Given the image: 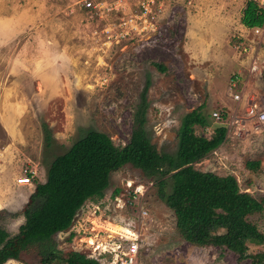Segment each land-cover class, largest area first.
Wrapping results in <instances>:
<instances>
[{
    "label": "rangeland",
    "instance_id": "1",
    "mask_svg": "<svg viewBox=\"0 0 264 264\" xmlns=\"http://www.w3.org/2000/svg\"><path fill=\"white\" fill-rule=\"evenodd\" d=\"M85 1L0 0L3 225L17 232L36 183L88 131L106 133L117 147L126 144L142 103L143 127L159 152L176 153L182 117L192 109L211 121L195 126L198 135L209 137L214 126L226 125L224 141L194 168L232 174L241 190L264 195V120L246 111L251 103L264 111V27L255 32L241 24L246 0H154L145 21V0H92L102 3L95 7ZM256 1L264 8V0ZM250 159L259 160L258 170L247 168ZM21 176L30 186H18ZM137 183L144 192L134 198ZM172 183L166 178L167 191ZM250 219L264 232V211ZM113 225L138 235L136 264H248L241 251L260 249L246 241L236 248L185 241L154 180L126 165L111 172L101 197L85 201L69 230L54 235L56 247L121 264L127 240ZM95 239L119 241L121 248L98 253ZM36 248L4 264H40Z\"/></svg>",
    "mask_w": 264,
    "mask_h": 264
},
{
    "label": "trees",
    "instance_id": "2",
    "mask_svg": "<svg viewBox=\"0 0 264 264\" xmlns=\"http://www.w3.org/2000/svg\"><path fill=\"white\" fill-rule=\"evenodd\" d=\"M240 22L247 28L262 26L264 8L256 0H246ZM157 66L164 70V66ZM146 92L147 87L141 92L143 102ZM143 106L144 103L123 146H115L104 132L90 130L57 155L48 167L46 180L37 182L29 195L21 211L24 222L17 232L11 233L3 225L0 210V264L21 260V255L35 246L40 264H102L77 250L60 251L54 235L69 230L85 201L101 197L111 172L125 165L154 180L159 198L173 211L185 241L196 246L228 248H236L244 241L258 244L260 249L255 252L244 248L240 259L248 258V264H264V232L250 219L264 211V195L255 197L241 190L232 174L219 175L193 166L224 141L226 125L214 126L209 137L198 135L195 126H210L211 121L200 110L192 109L182 117L176 153H163L150 142L143 127ZM220 117L225 115L221 113ZM259 164V160L246 162L247 168L254 171ZM169 177L173 183L167 191L165 180ZM219 232L222 236H217Z\"/></svg>",
    "mask_w": 264,
    "mask_h": 264
},
{
    "label": "built area",
    "instance_id": "3",
    "mask_svg": "<svg viewBox=\"0 0 264 264\" xmlns=\"http://www.w3.org/2000/svg\"><path fill=\"white\" fill-rule=\"evenodd\" d=\"M154 2V0H145L142 2V12H141V17H145L144 21L147 20V16L150 14L151 12V4ZM102 3L97 2L96 4H93L92 0H86L85 1V5L87 7H95V6H99ZM147 17V18H146ZM151 20H150V24H151ZM264 24L260 27H254L253 30L255 32H258L260 28H263ZM262 31L264 32V29H262ZM236 99H239V95H235ZM247 113L251 116L256 117L257 120H264V111H260L258 109V105L251 103L249 105V107H247ZM214 116L218 117L217 112L213 113ZM17 184L18 186H29L31 184V180L29 177L27 176H21L19 178H17ZM132 186V185H131ZM144 189V185L143 184H139L137 183L136 185L133 186L131 193L132 196L135 198L137 196H139L140 194H142V192ZM134 233V235L132 236H127L125 234H123L122 232H115L116 234H118V237L121 239H125L127 240V243L125 245L124 248H122L121 254H120V263L121 264H136L137 263V257L139 254V241H138V235L136 236L135 232L132 231ZM112 238V237H110ZM110 240V239H109ZM103 240H96L95 239V245L93 246L94 251H97L98 253H104V252H115V250H119L121 248V243L119 241L116 240H110L111 242H107V243H103ZM92 244H94V240L92 241ZM91 245V244H90Z\"/></svg>",
    "mask_w": 264,
    "mask_h": 264
},
{
    "label": "bare ground",
    "instance_id": "4",
    "mask_svg": "<svg viewBox=\"0 0 264 264\" xmlns=\"http://www.w3.org/2000/svg\"><path fill=\"white\" fill-rule=\"evenodd\" d=\"M110 228H112L113 230H115V232H122L123 234L127 235V236H132L134 235V233L128 228V227H125V226H120V225H113V226H110Z\"/></svg>",
    "mask_w": 264,
    "mask_h": 264
},
{
    "label": "crops",
    "instance_id": "5",
    "mask_svg": "<svg viewBox=\"0 0 264 264\" xmlns=\"http://www.w3.org/2000/svg\"><path fill=\"white\" fill-rule=\"evenodd\" d=\"M30 186V185H29ZM20 187H26V186H20Z\"/></svg>",
    "mask_w": 264,
    "mask_h": 264
},
{
    "label": "water",
    "instance_id": "6",
    "mask_svg": "<svg viewBox=\"0 0 264 264\" xmlns=\"http://www.w3.org/2000/svg\"><path fill=\"white\" fill-rule=\"evenodd\" d=\"M72 225V224H71Z\"/></svg>",
    "mask_w": 264,
    "mask_h": 264
}]
</instances>
